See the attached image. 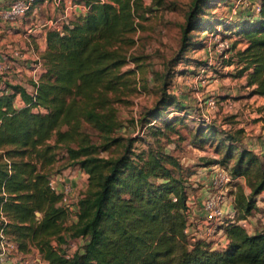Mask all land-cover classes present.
<instances>
[{"label": "trees", "instance_id": "obj_1", "mask_svg": "<svg viewBox=\"0 0 264 264\" xmlns=\"http://www.w3.org/2000/svg\"><path fill=\"white\" fill-rule=\"evenodd\" d=\"M84 1L86 11L66 18L62 28H47V47L41 55L44 70L31 81L32 90L10 81L0 87V236H9L24 253L37 248L51 264H264V229L251 232L240 222L264 190V157L245 144L241 129L200 122L195 144L216 140L221 156L211 162L248 176L252 193L239 189L236 213L219 228L226 246L187 232L188 226L200 225L203 212L198 221L192 220L183 163L160 137L157 144L137 148L135 142L145 135L116 133L122 125L116 102L134 71L123 67L136 60L125 46L134 42L131 33L143 26L153 5L145 0ZM211 4L212 0L193 4L183 48L191 44L195 28L230 29L239 35L234 48L245 43L236 50L240 73L247 72L253 93L264 95V0L260 16L214 25L208 17L199 18ZM19 96L22 106L16 104ZM171 106L187 110L166 90L147 112L148 123L163 120L166 128L185 123L183 117H162ZM153 134L168 133L159 127ZM113 146H122V151L102 153ZM61 154L68 161L64 168L79 167L88 174L79 219L73 223L67 222L69 212L60 204L62 194L50 185L62 170L51 169ZM79 236L84 243L67 257L66 244Z\"/></svg>", "mask_w": 264, "mask_h": 264}, {"label": "rangeland", "instance_id": "obj_2", "mask_svg": "<svg viewBox=\"0 0 264 264\" xmlns=\"http://www.w3.org/2000/svg\"><path fill=\"white\" fill-rule=\"evenodd\" d=\"M157 1L145 0L147 5H153L154 10L147 14L143 26L131 33L134 42L125 46L127 53L136 57V60H130L123 67L124 70L134 71L129 75L131 83L122 89L121 98L116 102L122 120L116 133L125 137L145 135V138L135 142L137 148L148 147L150 142L157 144L156 137H160L165 148L183 163L188 176L190 203L195 212L192 219L197 221L199 217L196 212H202V199L206 191L211 190L212 179L220 167L226 168L225 164L211 162L221 156L215 150L216 140L204 145L193 141L198 125L204 121L229 131L241 129L245 144L264 157V139L261 138L264 137V95L253 93V87L247 85V72L240 73L241 65L237 62L236 50L245 47V43L241 41L234 48L239 35L225 29L223 25H219L217 30L198 27L190 32L191 44L183 48L184 30L196 0H162L163 4ZM79 2L81 0H62L57 5L53 0H37L33 8L17 21H10L13 23L9 26L0 24V54L4 57L0 62V87L5 81H10L33 88L30 74L24 72L22 76L20 73L23 71L16 70L15 64L19 57L28 51L27 44H21L20 39H26L25 34L30 33L32 27L48 28L54 26L56 21L62 27L65 19L73 18L75 14L69 10V15L63 17L67 5L71 7ZM261 4L262 0H212V7L205 6V13L199 18L208 17L212 25L219 20L236 22L245 15L260 16ZM2 10L0 8V19ZM22 21L27 26L21 24ZM10 31L14 36L11 39L12 48L9 45V49L2 38ZM18 31L21 35L16 34ZM222 38L229 45L224 50H220L218 44ZM16 40L18 46L14 43ZM17 48L21 49L20 55L15 53ZM34 53H30L33 62L36 59ZM166 90L175 93L187 105L184 111L171 106L170 111L162 116L164 119L183 117L185 123L177 122L175 128H166L163 120L154 119L148 123L150 115L147 112L156 106ZM16 104H24L20 96ZM159 127L167 129L168 134L154 135L153 131ZM91 130L97 135L94 129ZM121 151L122 146H113L111 151L102 153L118 155ZM67 163L61 154L51 169L65 172ZM238 176L225 189V215L215 223L216 231L211 236L214 241L220 242L225 236L219 228L236 213L235 201L239 189L243 188L247 195L252 193L248 176ZM256 201V207L249 215L251 232L255 227L264 229V190L256 196ZM38 215H41L40 211ZM194 233L202 234L200 231ZM0 254V264H45L37 248L33 247L28 253L21 252L18 244L3 234L0 236Z\"/></svg>", "mask_w": 264, "mask_h": 264}, {"label": "built area", "instance_id": "obj_3", "mask_svg": "<svg viewBox=\"0 0 264 264\" xmlns=\"http://www.w3.org/2000/svg\"><path fill=\"white\" fill-rule=\"evenodd\" d=\"M37 0H13L12 3L2 10V17L8 21H17L24 15H26L31 8H33L35 2ZM62 0H56L57 4ZM75 5L81 6L85 11L88 9V5L85 1H81L79 3H75L73 6H67L66 11L64 12L63 17H67L69 15V10H73ZM54 26L58 28H62L58 25V21L54 23ZM219 48L220 50H224L228 45L226 39H219ZM20 51H16L17 55H20ZM39 78V77H38ZM239 176L234 175L229 169L224 167H220L216 176L212 179L211 190L206 191L205 197L202 199V211H203V220L200 225L196 228H192V226H188L187 232L190 234H194V232L200 231L202 234L200 236L204 237L207 240H212L211 236L216 231L215 223L217 220L222 219L225 215V189L227 190L228 186L231 182L238 179ZM59 179L57 175H54L50 180V185L57 192L62 194V198L60 204L63 205L69 212V217L67 222L70 223L77 222L79 219V200L81 198L80 193H75L73 191V185L66 180H63V187H59ZM215 189V190H212ZM190 203V200H189ZM191 205V203H190ZM192 207V205H191ZM192 212V211H191ZM194 214V213H193ZM194 221V219H192ZM199 219H197L198 221ZM196 221V220H195ZM240 222L247 228L250 229L252 222L249 219V216L240 220ZM264 223V222H263ZM199 224V223H198ZM84 237L79 236L77 238L71 239L66 244V256L71 257L74 252L84 243ZM225 240V238H224ZM228 240L215 242L216 246H226ZM1 255V254H0ZM1 258V257H0ZM42 259V258H41ZM40 259V260H41ZM45 264H51L48 260L44 259Z\"/></svg>", "mask_w": 264, "mask_h": 264}, {"label": "crops", "instance_id": "obj_4", "mask_svg": "<svg viewBox=\"0 0 264 264\" xmlns=\"http://www.w3.org/2000/svg\"><path fill=\"white\" fill-rule=\"evenodd\" d=\"M13 0H0V8L4 9L6 7H8ZM55 4H57L56 0H53ZM67 1V0H65ZM54 4V5H55ZM68 3H66L67 5ZM58 5V4H57ZM68 6V5H67ZM73 11L75 12V14L84 12L85 9H83L81 6L79 5H75L73 8ZM34 14V13H33ZM34 16V15H31ZM13 22L7 21L6 19H4L3 17L0 19V24H5L4 26H9V24H11ZM21 24H25L27 26V24L25 22H21ZM30 33L25 34V38L23 39L21 38V44L26 45L28 51L25 52L22 56L19 57V61L16 62L15 66H16V70L19 71H23L20 73V75L24 76V72L30 74V82L32 80H37L38 77L40 76V74L42 73V71L44 70L43 68V64L41 61V55L44 52V50L46 49V45H47V28H36V27H32L29 29ZM33 32V33H31ZM14 33L12 31H10V33L7 32V34L3 35L4 37L2 39L3 42H6V46L9 47V45H11L12 48V41L11 39L13 38ZM16 34L21 35V32H16ZM29 35V36H28ZM16 36V35H15ZM19 40V39H17ZM17 40L15 43L16 46H18L17 44ZM15 46V47H16ZM10 49V47H9ZM16 51H21V49H16ZM31 52H35L34 54L36 55V59L35 62H33V60H31V56L30 53ZM3 56L0 54V62H2L1 60H3ZM34 67V68H32ZM29 89H31L30 87H28ZM262 97V96H261ZM264 97V96H263ZM262 140L264 139V137H261ZM67 171L65 172H60L57 175V178L59 179V187L62 188L63 187V180L69 181L72 185H73V191L75 193H80L81 195L83 194V191L85 190V188L87 187V183H88V174L82 170L79 167H75V168H67ZM201 212V211H200ZM199 211L196 212V215L198 214L197 217H200L202 214V212L200 213ZM195 213V212H194ZM200 215V216H199ZM70 223V221L68 222ZM262 228L260 227H255V229L253 230V232L260 230ZM225 238V236L220 240L223 241Z\"/></svg>", "mask_w": 264, "mask_h": 264}]
</instances>
